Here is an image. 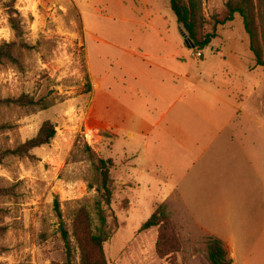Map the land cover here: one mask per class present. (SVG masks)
I'll return each mask as SVG.
<instances>
[{"label":"rangeland","instance_id":"374dc122","mask_svg":"<svg viewBox=\"0 0 264 264\" xmlns=\"http://www.w3.org/2000/svg\"><path fill=\"white\" fill-rule=\"evenodd\" d=\"M224 2L201 0L207 30L222 15ZM11 9L21 22L19 38L9 23ZM216 31L217 37L203 50L192 48L169 0H0V46L15 41L17 58L0 62V99L28 94L37 101L29 106L0 104V156L33 137L46 120L56 130L49 144L31 152L33 157L1 156L0 264L63 262L59 223L62 220L71 234L80 206L90 212L94 230L100 225L95 170L86 145L115 164L111 208L118 228L104 245L108 264H209L208 234L193 225L174 194L168 195L173 187L171 172L154 165L147 151L141 164L140 137L128 140L118 131L113 140L112 106L125 108L130 99L135 106L150 100L147 80L151 75L157 79L158 74L154 64L147 70V60L172 62L181 75L200 71L207 75L220 62L246 64L250 56L255 70L249 77L255 88L248 91L263 97L264 67L255 66L242 18L236 14L217 25ZM235 76L242 75L237 70ZM246 77L242 76L245 82ZM132 162L140 173L128 170ZM124 182H135L136 187ZM161 203L174 226L170 230L162 225L161 231L179 238L178 246L170 245L175 252L167 259L156 251L159 228L140 231ZM71 239L72 264H79ZM243 254L236 255L235 264H264V252Z\"/></svg>","mask_w":264,"mask_h":264},{"label":"crops","instance_id":"0c3cea01","mask_svg":"<svg viewBox=\"0 0 264 264\" xmlns=\"http://www.w3.org/2000/svg\"><path fill=\"white\" fill-rule=\"evenodd\" d=\"M149 64L158 74L147 80L150 100L112 106L113 140L118 131L141 138V164L147 151L154 165L171 172L168 195L195 227L222 240L232 264L241 251L264 252V96L248 91L255 88L250 56L246 64L220 62L207 75H181L172 62L147 60L148 71ZM129 166L140 173L137 164Z\"/></svg>","mask_w":264,"mask_h":264},{"label":"trees","instance_id":"16d2710c","mask_svg":"<svg viewBox=\"0 0 264 264\" xmlns=\"http://www.w3.org/2000/svg\"><path fill=\"white\" fill-rule=\"evenodd\" d=\"M169 5L190 46L198 50H203L217 37V25H223L233 20L236 14L239 15L249 37V48L254 56L255 64L264 67V0H225L224 11L222 15L213 19L210 30H207L208 22L202 13L201 0H169ZM15 13L17 14V11L11 9L9 23L16 37L19 38L23 31L20 19ZM15 43V41L4 42L0 46V62L17 61V58L13 56ZM36 103L37 101L28 94L0 99L2 105L29 106ZM55 135V125L46 120L33 137L25 140L14 149L3 151L1 156L33 157L31 152L49 144ZM86 151L95 170V190L97 191L95 209L100 225L95 230L93 229L91 214L85 206H80L76 210L71 234L64 226L63 221L60 220L59 232L64 245L65 260L53 264H72L75 257V247L71 236H73L78 250L79 264H108L104 245L118 228V219L111 208L113 193L116 191V180L111 176V169L114 168L115 164L111 158L95 155L88 145H86ZM165 207L166 205L163 203L157 205L150 217L140 227V231L152 227L159 228L156 251L162 259L169 258L175 252L174 246L179 244V238L174 233L171 234L170 231L169 235H165L160 229L165 224L170 227V230H173L174 227ZM55 210L58 217L61 218L58 200H55ZM206 245L209 264H232V259L222 240L208 236Z\"/></svg>","mask_w":264,"mask_h":264},{"label":"built area","instance_id":"2783aa9c","mask_svg":"<svg viewBox=\"0 0 264 264\" xmlns=\"http://www.w3.org/2000/svg\"><path fill=\"white\" fill-rule=\"evenodd\" d=\"M200 54V53H199Z\"/></svg>","mask_w":264,"mask_h":264}]
</instances>
